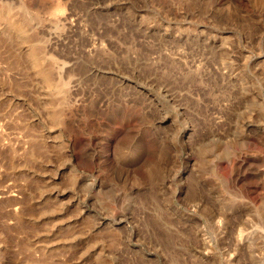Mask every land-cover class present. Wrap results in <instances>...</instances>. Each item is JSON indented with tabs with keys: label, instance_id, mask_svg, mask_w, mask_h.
<instances>
[{
	"label": "rangeland",
	"instance_id": "1",
	"mask_svg": "<svg viewBox=\"0 0 264 264\" xmlns=\"http://www.w3.org/2000/svg\"><path fill=\"white\" fill-rule=\"evenodd\" d=\"M263 3L0 0V264H264Z\"/></svg>",
	"mask_w": 264,
	"mask_h": 264
},
{
	"label": "bare ground",
	"instance_id": "2",
	"mask_svg": "<svg viewBox=\"0 0 264 264\" xmlns=\"http://www.w3.org/2000/svg\"><path fill=\"white\" fill-rule=\"evenodd\" d=\"M264 1V0H263ZM264 4V3H263ZM1 8H4V9H6L4 6L2 7V6H0ZM23 7H25V11H27L28 9L26 8V6H23ZM29 8V7H28ZM3 9V11H5ZM8 10H10V9H8ZM23 10V9H22ZM0 24L1 23H3V25L4 26H6L7 27V29H10V30H13V31H15V32H18V33H20V32H22L23 30H25L24 29V27H23V29H22V26L24 25L23 23L25 22V20L23 21V25H21V23H20V21L22 22V20L20 19L19 20V22H17V21H15V20H12V19H10V18H6V16H4V14L2 13V9H0ZM6 11H7V9H6ZM5 11V12H6ZM10 13V12H9ZM8 15H10V14H8ZM23 33V32H22ZM24 33H26V31L24 32ZM22 35H25V34H22ZM27 36L25 35L24 36V39L26 38ZM1 39H2V37H0ZM29 38V37H28ZM0 39V40H1ZM30 39V38H29ZM26 40H27V38H26ZM30 41V40H29ZM37 45H34V43H31V45H29L28 47H29V51H28V56L30 57V60H31V62H32V65H34L33 67L36 69V71L38 72L37 74H39L40 75V78H41V80H43V82H44V84H45V86H46V88H48V89H50L52 92H60L61 91V89H63L64 87L63 86H65L66 85V83L62 80V78H60V80H58L56 83H53L52 82V80H51V77H50V73H51V70H47V69H44V68H47V67H49L48 65H47V67L45 66L44 68H43V66H42V64L41 65H39L38 66V62H39V60H40V56H39V54H41V52L39 53V50H40V48H39V50H38V48L36 47ZM53 60H55V59H53ZM39 63H41V60H40V62ZM40 66H42V67H40ZM51 67V66H50ZM50 69V68H49ZM48 71H50V73L48 72ZM51 76H52V74H51ZM53 78V77H52ZM56 81V80H55ZM63 87V88H62ZM53 94V93H52ZM57 94V93H56ZM61 94V93H60ZM59 94V95H60ZM62 95V94H61ZM53 104H54V102H53ZM51 106H52V103L50 104ZM50 106V107H51ZM53 107V106H52ZM56 107V105L54 106V108ZM50 109H52V111H54L53 110V108H50ZM56 111H58L57 110V108H56ZM56 111H54L53 113H52V120H53V124H58V123H60V116H59V113L58 112H56ZM51 116V115H50ZM238 239L239 240H241V235H239V237H238Z\"/></svg>",
	"mask_w": 264,
	"mask_h": 264
}]
</instances>
